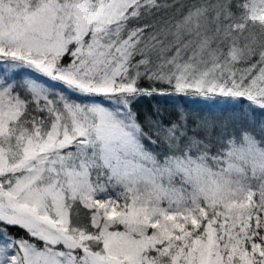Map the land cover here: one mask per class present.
Returning <instances> with one entry per match:
<instances>
[{
  "label": "snow or ice",
  "instance_id": "snow-or-ice-1",
  "mask_svg": "<svg viewBox=\"0 0 264 264\" xmlns=\"http://www.w3.org/2000/svg\"><path fill=\"white\" fill-rule=\"evenodd\" d=\"M257 111L264 0H0V264H264Z\"/></svg>",
  "mask_w": 264,
  "mask_h": 264
},
{
  "label": "trees",
  "instance_id": "trees-1",
  "mask_svg": "<svg viewBox=\"0 0 264 264\" xmlns=\"http://www.w3.org/2000/svg\"><path fill=\"white\" fill-rule=\"evenodd\" d=\"M147 87V82L144 83ZM179 106H183L188 114V122L191 125L197 118H210L212 120H224L236 117L240 113L242 107H247V102L224 101L219 100L216 103L205 102L202 100H190L178 98L175 96H160L141 97L133 106L134 111L140 114L141 121L145 120L146 116L160 110L165 122L174 118ZM230 114V118L228 115ZM256 118H264V113L256 112ZM17 229H11L16 232Z\"/></svg>",
  "mask_w": 264,
  "mask_h": 264
},
{
  "label": "rangeland",
  "instance_id": "rangeland-1",
  "mask_svg": "<svg viewBox=\"0 0 264 264\" xmlns=\"http://www.w3.org/2000/svg\"><path fill=\"white\" fill-rule=\"evenodd\" d=\"M228 117L230 118V114L228 115ZM17 231V230H16Z\"/></svg>",
  "mask_w": 264,
  "mask_h": 264
}]
</instances>
